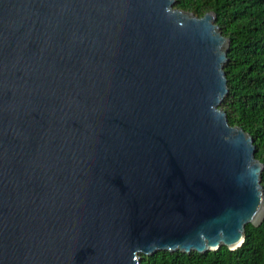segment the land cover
Listing matches in <instances>:
<instances>
[{
    "label": "water",
    "instance_id": "1",
    "mask_svg": "<svg viewBox=\"0 0 264 264\" xmlns=\"http://www.w3.org/2000/svg\"><path fill=\"white\" fill-rule=\"evenodd\" d=\"M174 3L0 0V264L233 250L261 223L229 39Z\"/></svg>",
    "mask_w": 264,
    "mask_h": 264
},
{
    "label": "trees",
    "instance_id": "2",
    "mask_svg": "<svg viewBox=\"0 0 264 264\" xmlns=\"http://www.w3.org/2000/svg\"><path fill=\"white\" fill-rule=\"evenodd\" d=\"M174 7L198 16L213 10L216 24L229 39L224 63L228 92L220 107L230 125L252 135L255 157L263 164L264 191V0H175ZM140 264H264V218L257 226L245 225L244 241L236 249H162L141 254Z\"/></svg>",
    "mask_w": 264,
    "mask_h": 264
}]
</instances>
